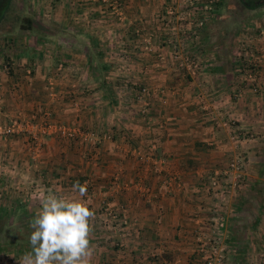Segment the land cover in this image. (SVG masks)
Returning <instances> with one entry per match:
<instances>
[{"label": "crops", "instance_id": "1", "mask_svg": "<svg viewBox=\"0 0 264 264\" xmlns=\"http://www.w3.org/2000/svg\"><path fill=\"white\" fill-rule=\"evenodd\" d=\"M34 1L38 23L0 32V125L46 121L95 131L101 142L45 135L32 147L28 136H0V186L35 188L14 192L20 203L28 198L17 213L34 219L47 195H75L79 181L95 213L91 264H204L195 237L210 231L208 181L243 153L249 168L226 211V264H257L264 247V93H251L216 59L205 69L206 87L183 79L171 49L162 47L165 13L171 5L181 12L176 0ZM196 34L189 38L204 58L202 32ZM124 65L130 70L121 76ZM138 87L149 91L145 116ZM229 119L240 142H229ZM110 215L126 218L125 232ZM30 223L19 222L23 229ZM18 244L20 257L32 250L25 236Z\"/></svg>", "mask_w": 264, "mask_h": 264}, {"label": "built area", "instance_id": "2", "mask_svg": "<svg viewBox=\"0 0 264 264\" xmlns=\"http://www.w3.org/2000/svg\"><path fill=\"white\" fill-rule=\"evenodd\" d=\"M182 2L185 9H181V12H174L170 7L166 12V19L162 21V25L166 26L168 30L175 34L170 36L162 47H169L172 51L171 58L176 62V66L184 71L190 77H205L206 66L201 59L200 54H186L182 53V41H187L190 34L189 26L193 25L194 28H200L203 26L204 17L211 6H205L204 11L198 12L193 5H198L199 0H183ZM214 0H209L208 3L211 5ZM118 6V3H114ZM188 6L190 8H188ZM249 40L254 42L252 46L254 47V52L257 53V59L247 58L246 48L248 46L245 40H242V51H246L243 56V61L245 64H237V72H241L242 82L248 87V90L252 93H257L264 90V79H261L262 70H264V32L260 31L258 35L251 33L248 34ZM150 38V37H149ZM178 38V40H177ZM250 46V45H249ZM259 56V59H258ZM253 58V57H252ZM10 63L2 64V69L4 72H10ZM125 69L119 70L120 74H126L130 70L128 66L124 65ZM59 70H62L59 68ZM125 86V85H124ZM149 93L146 88H141L136 93V99L142 101V107L139 110L140 116H145L148 110V102L144 98ZM234 120H228L225 125L230 131L229 142L235 143L241 139H237L238 133L235 126ZM229 125V126H228ZM231 128V129H230ZM0 135L9 136H28L34 147L40 146V136L45 135H57L60 138L66 140H78L83 144L96 146L101 142V138L95 131H83L75 127H69L65 125H60L50 122H42L41 124L30 123L22 120H12L8 125H0ZM251 138V135L245 137V139ZM240 142V141H239ZM245 163L241 159L229 160L226 167L215 172L209 179L206 190L208 197V212L207 220L210 224V231L207 235H197V254L202 257L204 264H226L227 256L230 252L227 245L225 244L226 231H227V219L226 211L231 200L237 195L241 189L244 181V171ZM113 219L114 228L121 232H125L128 228V221L125 217H116L110 215ZM10 263H15L13 258L8 259ZM264 264V247L260 250L258 254V263Z\"/></svg>", "mask_w": 264, "mask_h": 264}, {"label": "rangeland", "instance_id": "3", "mask_svg": "<svg viewBox=\"0 0 264 264\" xmlns=\"http://www.w3.org/2000/svg\"><path fill=\"white\" fill-rule=\"evenodd\" d=\"M208 1L209 0H199L198 5H193V7L197 9L198 12L202 10L204 11L205 6H211V9L204 11L207 13L203 14L202 16L205 19L202 27L194 28L193 25L189 26V28L191 29L190 34L193 36H197L196 32H202L201 43L205 47V50L203 52L204 54H206L204 58L202 55L200 56L206 67L208 66L209 62H213L216 59L217 61H221L222 65L229 66L230 70L234 69L236 75H240L241 72H236V65L246 63L243 61V56L245 55L244 53L246 51L248 52L246 55L247 58L257 59V53H253V49L255 46H252V44L254 42L249 40L247 33H254L258 35L260 31L264 32V0H245L247 3H249V5L257 6L252 10L245 8L242 5L241 0H214L211 5L208 3ZM182 2L184 1L180 0L179 2L178 0H176L177 4H181L179 5L180 10L185 9L186 6ZM169 7H171L173 10L177 9L176 5H171ZM188 8L190 7L188 6ZM36 12V4L34 0H11L9 7H6V11L3 13L2 18L0 19V32H6L9 29L15 31L20 29L26 30L28 28H32L34 22L36 24L40 21V19L36 15ZM40 24L45 25V23L41 22ZM162 31L166 35V40L172 35L174 37L176 36L175 34H172L166 26H162ZM1 35L3 36V34L0 33V45L6 42V36L4 35L5 37L2 39ZM242 40H245V42H247L248 44L246 51H242ZM179 42L182 43L183 54H193L196 52V48L195 46H193L190 38H188V40L185 42L179 39ZM119 59L121 60L120 57ZM171 62L176 64V62L172 59ZM176 68V70L179 71L180 75L184 77L183 79L190 81L193 87L195 86V82L201 83L205 87L209 83V75L207 72V76L205 77H190L186 73V71L178 68L177 66ZM119 75L122 76L123 74ZM121 83L122 85L125 84L124 81H122ZM124 88L127 89V87ZM141 88L143 87H138L136 88V90L138 91ZM124 92L126 93V91ZM262 93H264V90L253 94L258 95ZM31 145L32 147H34V144L32 142ZM243 155L245 154L241 153L239 155V153L235 152L234 156H230L229 159H241L246 165L244 171L245 177L241 190L245 185L246 174L249 168V159H247ZM8 185L6 183V185L4 184L0 186V264H18L21 258V252L23 253L24 251L23 246L19 245L18 241L24 236L25 238L29 239L31 232L33 231L32 228H21L22 224H19V222H21L22 220L26 222L32 221L34 214H18L17 207L28 203L25 202L28 200V198L24 197L23 199L25 201L20 198V203L17 201V198H15L16 195L13 194L17 191H23V195H25L26 192L28 194L35 188L31 185L26 186V184L23 186L22 183L13 182V184L11 183L12 186L7 187L5 190V187ZM34 202L35 200H31L32 204H34ZM10 258H13L16 262L10 263V260H8Z\"/></svg>", "mask_w": 264, "mask_h": 264}, {"label": "clouds", "instance_id": "4", "mask_svg": "<svg viewBox=\"0 0 264 264\" xmlns=\"http://www.w3.org/2000/svg\"><path fill=\"white\" fill-rule=\"evenodd\" d=\"M71 192L75 195L49 194L30 223L31 251L18 264H91V221L95 213L87 195V185L76 181Z\"/></svg>", "mask_w": 264, "mask_h": 264}, {"label": "flooded vegetation", "instance_id": "5", "mask_svg": "<svg viewBox=\"0 0 264 264\" xmlns=\"http://www.w3.org/2000/svg\"><path fill=\"white\" fill-rule=\"evenodd\" d=\"M10 3H11V0H0V19L2 18L3 13L6 11V7H9ZM242 5L245 8L250 9V10L257 7L255 5H253V6L249 5V3H247L245 0H243Z\"/></svg>", "mask_w": 264, "mask_h": 264}, {"label": "trees", "instance_id": "6", "mask_svg": "<svg viewBox=\"0 0 264 264\" xmlns=\"http://www.w3.org/2000/svg\"><path fill=\"white\" fill-rule=\"evenodd\" d=\"M241 2H243V0H241ZM103 69L106 70V67H103V66H102V70H103ZM102 70L99 69V70H97V72L100 74Z\"/></svg>", "mask_w": 264, "mask_h": 264}]
</instances>
